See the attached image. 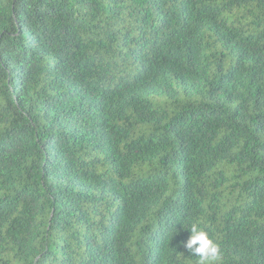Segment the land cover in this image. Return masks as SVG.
Here are the masks:
<instances>
[{
  "label": "trees",
  "instance_id": "obj_1",
  "mask_svg": "<svg viewBox=\"0 0 264 264\" xmlns=\"http://www.w3.org/2000/svg\"><path fill=\"white\" fill-rule=\"evenodd\" d=\"M264 264V0H0V264Z\"/></svg>",
  "mask_w": 264,
  "mask_h": 264
},
{
  "label": "clouds",
  "instance_id": "obj_2",
  "mask_svg": "<svg viewBox=\"0 0 264 264\" xmlns=\"http://www.w3.org/2000/svg\"><path fill=\"white\" fill-rule=\"evenodd\" d=\"M190 237L186 242H181L183 247L198 258V264H217L221 259L220 245L210 237L209 232L193 223Z\"/></svg>",
  "mask_w": 264,
  "mask_h": 264
}]
</instances>
